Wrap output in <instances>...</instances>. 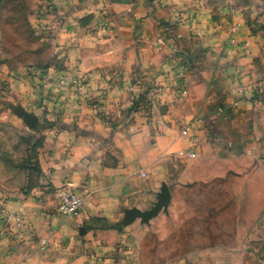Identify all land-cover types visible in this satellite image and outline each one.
<instances>
[{
  "label": "crops",
  "instance_id": "0c3cea01",
  "mask_svg": "<svg viewBox=\"0 0 264 264\" xmlns=\"http://www.w3.org/2000/svg\"><path fill=\"white\" fill-rule=\"evenodd\" d=\"M236 2H1L0 23L7 8L15 9L34 28L35 67L82 73L86 83L80 101L68 94L62 115L58 108L47 115L54 121L49 128L39 111L35 130L24 129L36 138L32 164L14 184L0 183V204L22 217L25 228L14 235L0 220V264H98L99 258L127 264L121 245L130 217L153 211L166 187L171 200L154 218L175 204L176 190L198 187L243 197L253 203V217L262 214L264 33ZM1 68L16 72L11 61ZM155 86L162 91L149 116L135 114L132 100L147 98ZM239 86L249 87L246 99L218 112L220 100L229 103ZM12 115L4 113L24 128ZM65 182L85 198L78 217L58 210L57 189ZM251 243L240 249L254 251L233 264H264Z\"/></svg>",
  "mask_w": 264,
  "mask_h": 264
},
{
  "label": "rangeland",
  "instance_id": "374dc122",
  "mask_svg": "<svg viewBox=\"0 0 264 264\" xmlns=\"http://www.w3.org/2000/svg\"><path fill=\"white\" fill-rule=\"evenodd\" d=\"M24 2L28 4L30 0ZM236 4L244 8L254 29L264 33V0H237ZM13 10L7 8L0 23V62L11 61L16 67L12 74L0 69V183L10 178L12 184L21 177L20 169L32 164L31 147L36 138L24 129H35L26 123L24 128H18L4 113L11 110L25 122V114L37 116L40 111L49 128L54 121L47 120V115L58 108L56 114L61 116L68 94L80 101L86 83L84 76L82 89H75L70 81L78 73L70 77L51 73L48 67H35L31 53L36 43L29 40L35 30L30 21L23 22ZM23 87L26 97L19 98L18 91ZM157 102L158 99L152 106ZM239 188L235 187V195ZM226 195V191H212L210 187L178 189L175 204L156 218L145 221L139 215L131 216L121 245L127 264H233L244 253L254 251L240 249L250 242V247L260 249L258 254L264 256V210L253 217V203ZM249 228H254L255 233L248 234ZM226 246L233 247L228 250Z\"/></svg>",
  "mask_w": 264,
  "mask_h": 264
},
{
  "label": "built area",
  "instance_id": "2783aa9c",
  "mask_svg": "<svg viewBox=\"0 0 264 264\" xmlns=\"http://www.w3.org/2000/svg\"><path fill=\"white\" fill-rule=\"evenodd\" d=\"M84 79V75L81 73H78L72 81H70V85L74 87L75 89H82V81ZM162 89L160 87H151L146 101L139 104L137 109L134 111L135 114L140 116H148V112L150 111L151 106L155 102L156 99H159L161 95ZM253 91V90H252ZM249 92V87L247 86H239L238 88H235L230 97L231 100L228 103L226 101V98H222L217 106L218 112H224L227 110V108H230L232 110L238 108L241 101L246 99L247 93ZM233 95V97H232ZM138 98H134L132 100V106L134 107L136 103L138 102ZM188 130H185L183 132V135H187ZM180 155H185L184 153H180ZM191 157H194V155H191ZM57 197H58V210L59 212L66 216V217H78L81 215L84 209L85 204V198L82 197L79 192L75 189V186L70 182L63 183L58 189H57ZM0 220H2L6 226L9 228L12 234L14 235H21L24 231L25 224L22 217H20L17 214L11 213L4 205L0 204ZM3 233L0 232V242L2 240ZM42 250L47 249V242H44L42 245ZM98 264H105L104 258H99L97 260Z\"/></svg>",
  "mask_w": 264,
  "mask_h": 264
},
{
  "label": "water",
  "instance_id": "95a60500",
  "mask_svg": "<svg viewBox=\"0 0 264 264\" xmlns=\"http://www.w3.org/2000/svg\"><path fill=\"white\" fill-rule=\"evenodd\" d=\"M24 119L26 124L31 128V129H35L37 124H38V119L36 116L32 115V114H25L24 115ZM171 200V193L169 191V189L166 187L163 190V199L162 201H160L156 208L148 213H143L141 211H134V215H139L140 217H142L145 221H149L150 219L154 218L156 215H158V213L165 207L168 206L169 202ZM132 215V216H134Z\"/></svg>",
  "mask_w": 264,
  "mask_h": 264
},
{
  "label": "trees",
  "instance_id": "16d2710c",
  "mask_svg": "<svg viewBox=\"0 0 264 264\" xmlns=\"http://www.w3.org/2000/svg\"><path fill=\"white\" fill-rule=\"evenodd\" d=\"M146 101V94L142 95L138 102L136 103V105L133 107V111H135L137 109V107L139 106V104L143 103Z\"/></svg>",
  "mask_w": 264,
  "mask_h": 264
}]
</instances>
